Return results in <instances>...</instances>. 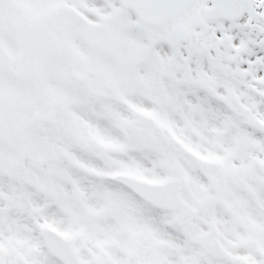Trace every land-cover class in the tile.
I'll return each mask as SVG.
<instances>
[{
    "label": "snow or ice",
    "instance_id": "obj_1",
    "mask_svg": "<svg viewBox=\"0 0 264 264\" xmlns=\"http://www.w3.org/2000/svg\"><path fill=\"white\" fill-rule=\"evenodd\" d=\"M0 264H264V0H0Z\"/></svg>",
    "mask_w": 264,
    "mask_h": 264
}]
</instances>
